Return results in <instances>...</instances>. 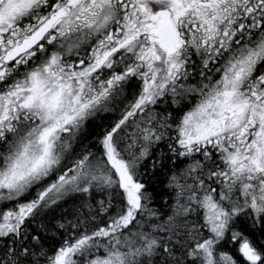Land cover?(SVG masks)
I'll return each mask as SVG.
<instances>
[{
    "label": "snow or ice",
    "instance_id": "obj_1",
    "mask_svg": "<svg viewBox=\"0 0 264 264\" xmlns=\"http://www.w3.org/2000/svg\"><path fill=\"white\" fill-rule=\"evenodd\" d=\"M0 264H264V0H0Z\"/></svg>",
    "mask_w": 264,
    "mask_h": 264
}]
</instances>
